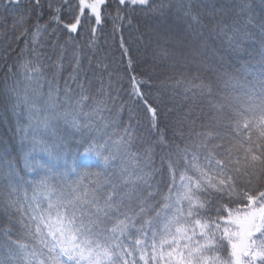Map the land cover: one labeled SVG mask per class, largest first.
<instances>
[{"label":"snow or ice","instance_id":"snow-or-ice-1","mask_svg":"<svg viewBox=\"0 0 264 264\" xmlns=\"http://www.w3.org/2000/svg\"><path fill=\"white\" fill-rule=\"evenodd\" d=\"M0 5V70L7 69L0 98L16 116L23 153L13 160L7 146L0 148V215L11 224L0 232V264H264V20L258 37L247 30L250 10L243 27L231 29L233 50L247 40L260 45L259 60L237 70L212 63L206 41L189 42L170 30L157 37L171 61L160 74L171 75L156 92L155 70L147 78L138 73L121 36L127 65L109 71L98 64L93 94V80L81 76L84 46L77 37L89 31L85 44L94 49L107 19L113 33L122 32L136 8L163 15L170 10L164 3ZM191 13L189 5L185 15ZM191 18L201 21L199 14ZM57 29L67 39L53 43L61 54L47 63L41 37ZM67 48L70 71L63 63ZM122 95L143 116L135 126L131 116L123 122ZM204 97L211 98L209 112L196 114L190 102ZM141 126L148 136L138 135ZM21 162L25 175L17 172Z\"/></svg>","mask_w":264,"mask_h":264},{"label":"trees","instance_id":"trees-1","mask_svg":"<svg viewBox=\"0 0 264 264\" xmlns=\"http://www.w3.org/2000/svg\"><path fill=\"white\" fill-rule=\"evenodd\" d=\"M164 3L166 10L163 15L151 14L145 15L148 9L136 8L133 14L131 27L125 26L122 32L113 33V22L109 18L97 31L96 34V47L89 49L85 42L90 36L89 31L82 32L83 39L77 37L81 45L84 46L82 55V72L87 73V76L93 80V86L91 92L96 93V90L100 87L99 79L101 77L100 68L104 65L108 66L109 71L113 69L122 68L127 65L128 57L121 55L119 47L121 36L127 41L128 47L131 49V56L137 62V71L144 78H147L148 74L155 70L156 74L152 76L150 83H152L153 92L159 90L160 81L164 80L165 76L171 75L170 72L160 74L162 65L171 63V61L164 59L165 44L158 40L157 37H163L165 32L170 30V34L176 35L184 40L191 42L196 39L197 43L207 42L206 55L210 58L212 63L217 66L223 65L229 70L240 69L242 65H251L254 60H259L260 45L253 40L244 41L239 50H233L228 46V37L232 35L231 29L243 27L247 20V14L250 10L251 15L254 17L252 21L253 27L247 30L254 31L259 35V24L264 20V0H153V4ZM110 4L114 3V0H109ZM203 4H209L215 6V11H210L202 7ZM183 5V7H181ZM192 6V13L185 15L188 6ZM247 5L248 9L244 10V14L241 15L242 6ZM3 6L0 5V12H2ZM110 7L107 11H112ZM199 14L201 16L200 23H196L192 20V15ZM209 16L213 17L209 19ZM2 19V15H0ZM8 24L11 23L9 19ZM95 21H92L94 24ZM91 25H86V29ZM221 29H225L222 33ZM59 39V43L63 44L67 39V33H60V29H57L55 34L48 35L47 33L41 37V41H46V47L44 52L51 57V60L47 63L58 62V57L61 54L59 46L53 48V43ZM2 42V40H0ZM23 47V44H21ZM72 48L65 49L64 65L70 71L69 61L72 56ZM171 51V49H167ZM99 64L100 68L97 67ZM146 70V71H142ZM54 71V69L50 70ZM68 71L64 72V76L68 75ZM7 69L0 70V90L3 89L4 78ZM49 73V74H50ZM119 75V73H116ZM103 77L107 80V73H103ZM87 83V82H86ZM61 85H63V79H61ZM24 85H21L23 89ZM115 88H119V84H114ZM45 95L47 94V88L44 89ZM145 91H148L146 88ZM171 88L167 89V94L171 95ZM115 95V93H113ZM167 99V96L165 97ZM179 100L180 98L177 97ZM210 97H204L203 99H197V102L190 106L196 114H207L209 112V100ZM128 101V97L122 95L121 99L117 102V107L120 103ZM42 103V102H41ZM91 103V102H90ZM111 102L109 101V104ZM171 106V105H170ZM129 108L132 111H129ZM87 110V109H86ZM116 109H113L115 112ZM107 115V113H105ZM132 117L131 124L137 125L138 121L143 120L142 114H139V108L133 105L131 101H128V106L123 111L124 124L129 123V117ZM201 121H197L200 123ZM139 136H148L145 127L141 126L138 132ZM151 139V137H148ZM7 146V150L11 159L15 160L17 157H22L20 137L17 135V121L15 114L11 111L9 106L0 98V148ZM135 150V149H134ZM159 152V148L156 149ZM39 158V156L37 157ZM159 157L157 156V161ZM23 164L21 162L17 172L20 175H25ZM27 177L26 179H30ZM38 179V177H36ZM23 195V190L21 191ZM29 195L31 193L29 192ZM11 227L7 216L0 215V232Z\"/></svg>","mask_w":264,"mask_h":264}]
</instances>
